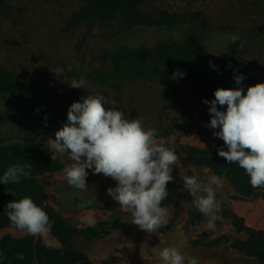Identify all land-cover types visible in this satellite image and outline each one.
Wrapping results in <instances>:
<instances>
[{
  "label": "rangeland",
  "instance_id": "obj_1",
  "mask_svg": "<svg viewBox=\"0 0 264 264\" xmlns=\"http://www.w3.org/2000/svg\"><path fill=\"white\" fill-rule=\"evenodd\" d=\"M87 1L4 0L0 5V69L14 75L18 89L25 93L21 96L0 91V146L21 142L50 151L46 141L54 139L55 132L69 122L58 121L53 112H48L50 129L37 133L32 102L58 108L67 116L70 105L82 102L87 95L115 100L114 107L127 119L141 120L146 129L155 128L158 143L186 145L187 149L191 146L198 153V168L173 166L174 179L167 185L172 196V205L168 207L172 213L169 222L176 224L186 220V223L194 216V211H198L192 204L193 198L184 189L182 177L197 173L195 176L202 183L212 175L223 179V187L216 190L222 211L218 213L221 218L216 221L215 232L207 228L203 215L193 232L194 236L197 235L195 239H202L199 244L202 246H191L194 254L204 256L198 260L199 264H259L256 257L237 250L224 251L222 244H211L213 239L222 235L231 239L245 237L244 233H237L231 219L223 215L224 210L228 214L236 213L235 205L243 209L252 205L250 211L239 215L247 216L249 223L264 229V189H252L249 197L243 198L230 188L229 169L241 168L238 164H229L217 154L218 148H227L222 139L213 135L219 128L207 126L211 114L209 105L203 100L215 99L217 88H243L246 92L249 86L264 83V0H144L139 5L143 13L160 18L166 12L178 16L180 21L170 25L126 26L120 17L107 23H83L69 28L71 17L80 12ZM187 34L198 36L206 50L220 58L232 43L229 36L238 35L245 41L239 60L246 67L234 72L210 60L194 57L178 59L173 66L148 76L122 71L119 86L111 87L94 77L97 71L115 68L114 62L103 59L106 50L113 51L122 45L153 48L160 41L179 43ZM158 62L155 59L153 63L159 65ZM51 68H62L64 72L57 76ZM177 69L184 75L173 78ZM240 75L244 79L237 84L235 77ZM81 77L87 81L85 88L70 86L73 79ZM111 107L113 105H106V108ZM221 110H226V105ZM169 137H175V140L169 141ZM194 143H198V148ZM178 169L185 170L179 172ZM72 190L62 179L55 189L49 190L50 197L61 203L66 191ZM178 193L185 203L178 202ZM166 201L167 198L162 204ZM122 212L117 210L112 216L122 214L127 219L125 233L137 225L131 223V213ZM181 212L187 218L179 219Z\"/></svg>",
  "mask_w": 264,
  "mask_h": 264
},
{
  "label": "clouds",
  "instance_id": "obj_2",
  "mask_svg": "<svg viewBox=\"0 0 264 264\" xmlns=\"http://www.w3.org/2000/svg\"><path fill=\"white\" fill-rule=\"evenodd\" d=\"M229 40H239L241 48L245 43L238 35H230ZM51 70L57 76L64 72L62 68ZM183 75L179 69L173 72V78ZM243 79L242 75L235 77L237 84ZM86 85L84 77L70 83L73 88ZM214 96L215 99H205L203 103L209 105L211 114L207 126L219 128L213 135L222 139L227 148H218L217 154L229 164H238L250 178L252 188L264 189V83L249 86L246 92L243 88H217ZM109 104L113 107L106 108ZM115 104V100L101 95H87L82 102H73L67 112L69 123L55 132L54 139L48 138L46 147L54 153L53 158L56 154L66 155L72 161L63 168V177L73 189H87V169L117 181L114 188L107 189L108 195L122 211L131 213V223L154 233L168 223V209L161 205L169 195L167 185L174 179L172 171L178 155L174 147L157 142L155 128L146 129L141 120L127 119ZM225 105L226 110H221ZM168 139L174 141L175 137ZM31 169V164L11 165L0 177V183L27 179ZM182 180L193 198V206L206 218L207 228L215 232L216 221L221 218L218 213L222 211L216 190L223 187V179L212 175L202 183L195 175H185ZM87 203L78 207L84 208ZM5 213L16 229L29 235L45 236L51 230L47 213L29 197L10 201ZM154 251L162 264H199L196 257H186L174 245ZM18 259L24 260V254L19 253Z\"/></svg>",
  "mask_w": 264,
  "mask_h": 264
},
{
  "label": "crops",
  "instance_id": "obj_3",
  "mask_svg": "<svg viewBox=\"0 0 264 264\" xmlns=\"http://www.w3.org/2000/svg\"><path fill=\"white\" fill-rule=\"evenodd\" d=\"M163 145L174 147L178 155V167L198 168V153L191 146L187 149L186 145ZM194 147L198 148V143H194ZM53 155L54 153L44 148L31 147L21 142L0 146V177L11 165H32L31 175L27 179L21 177L19 182L6 185L0 183V264H162L154 248L162 249L173 245L186 257H196L198 260L204 257H198V254L193 253L194 249H191L193 245L190 240L197 238L193 233L197 224L185 228L186 220L173 224L164 233L159 230L147 233L139 230L138 226L123 233L127 219L122 214L112 216L115 211L122 210L107 192L109 187L116 186L117 181L103 174H93L91 169L86 170V190L66 191L65 200L61 203L52 200L50 191L56 188L60 180H64L65 165L72 163L66 155L56 154L54 158ZM178 170L183 172L185 169ZM205 170L209 172V169ZM194 171L198 172V169ZM228 173L232 184L230 188L239 197L248 198L254 188L245 171L229 169ZM90 179L92 183L88 182ZM176 196H179L178 202L185 203L181 193ZM24 197L31 198L47 213L52 225L47 235H29L26 231L16 229L9 221L5 213L7 204ZM168 198L169 201L162 205L167 209L172 205V196L169 195L167 200ZM85 202L91 206L78 207ZM238 206L233 208L239 215L250 211L252 205H247L246 209ZM171 216L168 209V218ZM183 217L187 218L181 212L179 219ZM245 217L247 224L256 227ZM198 246L202 245L194 247ZM19 253L24 254V260L18 259Z\"/></svg>",
  "mask_w": 264,
  "mask_h": 264
},
{
  "label": "trees",
  "instance_id": "obj_4",
  "mask_svg": "<svg viewBox=\"0 0 264 264\" xmlns=\"http://www.w3.org/2000/svg\"><path fill=\"white\" fill-rule=\"evenodd\" d=\"M4 0H0V5ZM144 0H88L87 4L80 12L74 14L68 24L69 28H74L83 23H107L111 19L123 18L124 25H170L180 21L176 15L163 13L160 18H156L143 13L139 5ZM239 41L231 43L223 57H216L209 53L201 43L198 36L187 34L181 42L174 43L169 41H160L153 48L150 47H131L122 45L113 51H104L103 59L115 63V68L106 71H97L94 77L108 85L119 86L122 80V71L135 73L138 76H148L157 73L159 70L173 66L178 59H192L201 57L217 63L220 67L234 72L242 71L246 65L239 60V53L242 48L239 47ZM157 59L159 65L153 62ZM231 65L230 67L228 65ZM0 91H10L21 96L25 93L18 89L15 77L10 72L0 69ZM32 111L36 115V131L41 133L42 130L50 129L48 112H53L58 121H67V116L58 111V108L44 106L32 102ZM27 137L30 136L26 129ZM169 201V198L167 202ZM163 205V204H162ZM161 205V206H162ZM91 205L86 204V207ZM223 215L231 219L237 233H244V238L231 239L227 235L216 237L211 241L212 245L223 246L224 251L237 250L248 256L256 257L259 264H264V229L256 228L246 223L243 216L236 213L228 214L225 210ZM202 214L194 211V216L189 218L185 227L196 225ZM173 226L172 222L159 228L162 233L167 232ZM202 239L191 240L192 245H199ZM237 264V263H230Z\"/></svg>",
  "mask_w": 264,
  "mask_h": 264
}]
</instances>
